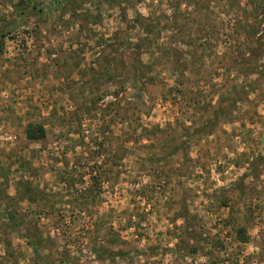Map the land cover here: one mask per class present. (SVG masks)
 Wrapping results in <instances>:
<instances>
[{
	"label": "rangeland",
	"instance_id": "374dc122",
	"mask_svg": "<svg viewBox=\"0 0 264 264\" xmlns=\"http://www.w3.org/2000/svg\"><path fill=\"white\" fill-rule=\"evenodd\" d=\"M0 264H264V0H0Z\"/></svg>",
	"mask_w": 264,
	"mask_h": 264
}]
</instances>
